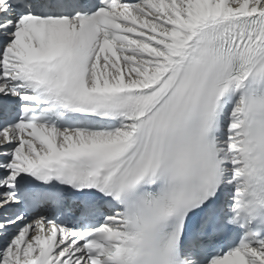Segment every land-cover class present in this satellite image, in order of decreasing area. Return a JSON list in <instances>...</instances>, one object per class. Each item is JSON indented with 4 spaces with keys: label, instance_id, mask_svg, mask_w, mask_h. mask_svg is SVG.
I'll list each match as a JSON object with an SVG mask.
<instances>
[{
    "label": "snow or ice",
    "instance_id": "obj_1",
    "mask_svg": "<svg viewBox=\"0 0 264 264\" xmlns=\"http://www.w3.org/2000/svg\"><path fill=\"white\" fill-rule=\"evenodd\" d=\"M0 264H264V0H0Z\"/></svg>",
    "mask_w": 264,
    "mask_h": 264
}]
</instances>
